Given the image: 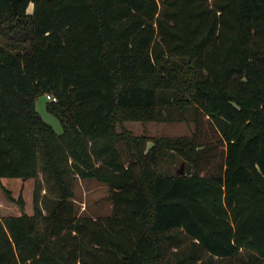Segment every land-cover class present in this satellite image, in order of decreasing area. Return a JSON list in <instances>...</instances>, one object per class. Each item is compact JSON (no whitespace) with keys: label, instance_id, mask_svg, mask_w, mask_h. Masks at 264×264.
<instances>
[{"label":"trees","instance_id":"obj_1","mask_svg":"<svg viewBox=\"0 0 264 264\" xmlns=\"http://www.w3.org/2000/svg\"><path fill=\"white\" fill-rule=\"evenodd\" d=\"M0 36V188L36 180L34 214L0 218V264H172L174 233L195 247L175 264H264V0H0ZM160 121L195 131L124 126ZM79 179L111 215L78 214Z\"/></svg>","mask_w":264,"mask_h":264},{"label":"rangeland","instance_id":"obj_2","mask_svg":"<svg viewBox=\"0 0 264 264\" xmlns=\"http://www.w3.org/2000/svg\"><path fill=\"white\" fill-rule=\"evenodd\" d=\"M29 11H33V6L29 7ZM0 46H6V40L0 36ZM49 99L44 95L37 100V110L42 118L50 124L58 135L63 133V128L57 117L50 114L46 109V104ZM124 126L135 135L146 134L152 137H183L190 136L195 131V124L187 122H126ZM221 149V148H220ZM184 165L181 159L175 156H169L162 161L161 168L169 170L170 173H175ZM3 188H0V218L4 219L8 216H17L23 213L34 214V192L36 187V180H23L18 178H3ZM109 187L106 184L100 183L96 180H82L79 179L75 186V201L79 215H87L95 218H105L112 213V202L109 200ZM10 196V197H9ZM25 200V207L22 208L17 200L20 197ZM13 198V199H12ZM179 237L180 244L176 246L172 242H164V257L163 259L175 264L184 254H189L195 250L191 240L181 233H174ZM216 264H220L216 261ZM188 264H200L188 263ZM215 264V263H213ZM236 264H239L238 262Z\"/></svg>","mask_w":264,"mask_h":264},{"label":"water","instance_id":"obj_3","mask_svg":"<svg viewBox=\"0 0 264 264\" xmlns=\"http://www.w3.org/2000/svg\"><path fill=\"white\" fill-rule=\"evenodd\" d=\"M11 1H12V5H13L14 9L17 10L19 2L22 0H11ZM179 173L180 174L184 173V165L181 166V168L179 169Z\"/></svg>","mask_w":264,"mask_h":264},{"label":"built area","instance_id":"obj_4","mask_svg":"<svg viewBox=\"0 0 264 264\" xmlns=\"http://www.w3.org/2000/svg\"><path fill=\"white\" fill-rule=\"evenodd\" d=\"M47 98L49 99V100H56L54 97H52L51 95H47Z\"/></svg>","mask_w":264,"mask_h":264},{"label":"crops","instance_id":"obj_5","mask_svg":"<svg viewBox=\"0 0 264 264\" xmlns=\"http://www.w3.org/2000/svg\"><path fill=\"white\" fill-rule=\"evenodd\" d=\"M30 12V11H29Z\"/></svg>","mask_w":264,"mask_h":264}]
</instances>
